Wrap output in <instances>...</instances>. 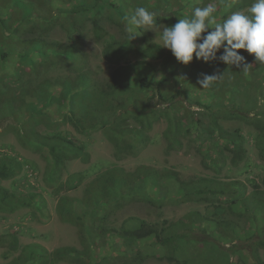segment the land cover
<instances>
[{
    "label": "trees",
    "instance_id": "1",
    "mask_svg": "<svg viewBox=\"0 0 264 264\" xmlns=\"http://www.w3.org/2000/svg\"><path fill=\"white\" fill-rule=\"evenodd\" d=\"M209 3H216L217 22H223L235 11L247 12L253 0H0V32L4 35V39L0 38V121L13 120L14 123L5 129L16 130L14 132L23 146L34 150L42 146L49 162L45 181L54 193H61L65 187H76L81 180L78 175L65 181L62 179L68 161H88L90 158L85 144L64 133L60 129L61 123L70 121L85 131L94 126L103 128L114 143L116 156L122 159L127 152H134L150 142L149 130L153 120L160 117L166 108L176 111L174 104L179 97L194 103L191 88H201L198 83L203 78L201 73L220 74L231 66L219 61L204 62L195 56L185 65L177 61L170 49L154 41L149 30L135 35L132 40L125 31L127 20L136 7L143 6L158 12L157 25L166 23L172 26L179 19L190 17L194 8ZM90 25L96 38L105 41L104 59L112 66L119 64L103 80H98L97 70L89 67L87 53L79 45L86 26ZM57 26L68 33L69 41L61 43L51 38ZM6 38L14 41L13 47L6 45ZM122 62L125 64L121 65ZM246 62L251 64L247 71L242 69L243 65L241 68L233 65L239 84L231 87L230 91L237 92L240 102L236 104L234 101L222 108L229 116L254 126L260 152L264 154V64L256 62L255 57L247 58ZM64 66L72 72L58 82H51L48 78L36 85L32 82L35 79L30 74L37 77L44 70ZM175 72L177 74L173 75ZM234 80L233 77L230 86ZM220 82L218 79L211 88H216ZM11 90L14 94L9 95ZM155 99L166 106H158ZM244 101L245 104L242 103ZM195 103L213 117L210 124L220 130L214 115L219 102L214 101L209 93L204 100H196ZM131 117L137 124H128ZM172 121L168 136L170 146L179 143L176 134L185 133L183 125L179 124L181 121H173L174 128ZM40 124L52 130L42 133L37 129ZM188 134L195 137L194 133ZM219 136L222 137L221 134ZM242 137L238 129L228 138L224 137L228 143L226 148L231 145V149L236 151L234 161L245 151ZM23 168L18 156L0 157L1 211H14L26 206L45 207V201L36 191L19 194L3 184V179L13 178ZM136 174L121 166H113L97 176L89 188L98 183V190L92 193L87 189L91 193L87 206L89 212L77 214L75 204L67 198L61 199V215L65 219L72 217L86 230L83 249L65 246L50 253L48 259L41 260L38 251H29L30 244L24 252V260L32 259L35 264H49L56 258H68L78 264H137V260H144L151 250L149 256L161 255L160 258L177 264H207L200 261L197 253L200 247L218 237L207 227H202L204 236L195 238V228L190 226L187 215L161 227L146 220H139L136 226H125L124 223L113 232L112 227H105L112 209L128 200L131 194L141 192L143 182L154 189L171 181L181 184L178 174L160 173L148 166ZM208 191L211 192L209 188L200 190ZM97 199L98 204L92 205ZM75 214L77 216L73 218ZM259 236L258 247L250 254L253 264H264L257 254L259 246L264 247V234ZM114 237L116 241H113ZM238 238L241 240L240 236ZM217 245L211 247L210 243L203 260L214 253L216 264H234L231 257L235 253L233 248L238 250L241 247L235 242L227 248L222 243ZM194 248L197 249L195 252Z\"/></svg>",
    "mask_w": 264,
    "mask_h": 264
},
{
    "label": "rangeland",
    "instance_id": "2",
    "mask_svg": "<svg viewBox=\"0 0 264 264\" xmlns=\"http://www.w3.org/2000/svg\"><path fill=\"white\" fill-rule=\"evenodd\" d=\"M164 26L167 24L157 25L156 33L149 30L152 39L161 44L160 34ZM0 38L4 39L2 32ZM51 38L61 43L69 41L68 33L59 26L51 33ZM104 43V40L96 38L91 25L86 26L79 45L87 53L89 67L93 71L97 70L98 80L107 78L113 68L119 67V64L112 66L104 59ZM13 44V40L6 38L8 47H13ZM237 51L246 59L255 57L244 49ZM130 58L132 60L134 57ZM124 64L125 62L121 63ZM157 66L159 67L158 64ZM234 70V66L226 67L220 73L223 75L216 88L192 87L194 103L183 96L179 97L174 104L176 111L166 108L160 117L153 120L149 130L150 142L134 152H127L122 159L116 156L114 143L109 140L103 128L94 126L85 131L70 121L61 123L60 129L64 133L85 144L90 158L88 161L74 159L67 162L62 179L65 181L78 175L81 180L76 187H65L59 194L54 193L53 188L46 184L45 175L49 162L42 146L39 145L36 150L23 146L14 132L16 130L5 129L14 123L13 120L0 121V157L18 156L24 167L13 178L3 179V184L19 194L36 191L45 201L44 208L26 206L14 211L0 210V264H35L32 259L25 261L23 257L30 244L29 251H38L41 260L48 259L50 253L65 246L83 249L86 230L78 221H73L72 217L65 219L61 215L60 201L67 198L75 204L77 214L89 212L87 206L91 201V193H88L87 189H91L93 193V190H98V183L92 188H89V185L97 176L113 166H121L133 174L146 169L147 166L160 173L174 172L179 175L181 184L171 181L154 189L143 182L141 192L131 194L128 200L122 201L112 209L105 222V227H112V232L124 223L125 226H136L139 220H146L161 227L187 215L190 217V226L195 228V238L203 237L202 227H207V230L218 237L217 240H211V247L222 243L227 248L235 242L242 249L233 248V263L253 264L251 255L258 247L259 235L264 234V154L260 152L258 134L254 126L224 113L225 105H232L234 101L236 104L240 102L237 92L230 91L231 87H237L239 84ZM71 72L67 66L53 67L44 70L37 77L32 74L30 77L35 79L32 82L36 85L46 78L51 82H58ZM176 74L175 72L173 75ZM220 74L217 72V75ZM233 77L235 80L230 86ZM15 87L14 85L13 89ZM209 93L214 97V101L219 102V108L216 105L218 109L214 115L220 130L210 124L213 123V117L208 116L207 112L195 103L196 100H204ZM12 94L13 90L9 92V95ZM155 103L161 107L166 106L159 104L157 99ZM242 103L245 104V101ZM245 107L246 105L243 106ZM128 119V124H137L133 117ZM172 120L181 121L179 124L183 125L185 133L176 134L179 143L170 146L168 136ZM173 121L172 128L175 127ZM37 129L42 133L52 130H47L44 124L38 125ZM236 129L243 134L241 143L245 151L234 161L236 151L231 149V145L226 148L228 143L224 137L228 138ZM188 130L195 134L194 138L190 137ZM208 188L211 192H200ZM110 199L114 198L110 196ZM95 204H98V199L92 202V205ZM76 216L75 214L73 218ZM113 239L117 240L116 237ZM210 243L200 247L197 255L203 263L216 264L214 253L203 260L207 256ZM107 246H110V243ZM195 249L194 252L197 250ZM150 253L151 250L148 254ZM148 254L144 260L138 259L137 264H177L160 258L161 255ZM257 254L264 261V247L259 246ZM118 260H115V263H118ZM50 262L49 264H78L68 258H56Z\"/></svg>",
    "mask_w": 264,
    "mask_h": 264
},
{
    "label": "clouds",
    "instance_id": "3",
    "mask_svg": "<svg viewBox=\"0 0 264 264\" xmlns=\"http://www.w3.org/2000/svg\"><path fill=\"white\" fill-rule=\"evenodd\" d=\"M216 13V3H209L194 8L190 17L164 26L160 34L162 47L170 49L177 61L185 65L195 54L196 59L204 62L219 61L238 68L243 65L242 69L247 71L251 64L237 51L239 49L254 54L256 62L264 64V0H253L247 12L235 11L223 22H217ZM158 16L156 11L136 7L127 20L125 31L131 40L148 30L156 33ZM222 75L201 73L203 78L198 83L207 89Z\"/></svg>",
    "mask_w": 264,
    "mask_h": 264
}]
</instances>
